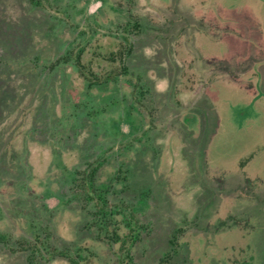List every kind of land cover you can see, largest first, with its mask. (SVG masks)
<instances>
[{
	"label": "rangeland",
	"instance_id": "rangeland-1",
	"mask_svg": "<svg viewBox=\"0 0 264 264\" xmlns=\"http://www.w3.org/2000/svg\"><path fill=\"white\" fill-rule=\"evenodd\" d=\"M179 1L185 27L157 22L148 55L197 57L185 63L193 80L187 105L169 106L164 133L149 139L162 153L149 161L147 139L117 129L129 115L143 118L129 88L147 0H0V264H29L23 243L38 239L51 251L54 232L67 242L92 237L93 200L115 185L153 192L152 214L171 223L188 264H264L261 78L253 59L219 58L233 49L207 22L218 4L246 6L264 30V0Z\"/></svg>",
	"mask_w": 264,
	"mask_h": 264
},
{
	"label": "crops",
	"instance_id": "crops-1",
	"mask_svg": "<svg viewBox=\"0 0 264 264\" xmlns=\"http://www.w3.org/2000/svg\"><path fill=\"white\" fill-rule=\"evenodd\" d=\"M195 2L198 0H190V2ZM202 1V0H200ZM180 1L174 0L173 2H168L167 0H147V33L144 34L142 31L134 36L132 43L137 42L140 44L137 48L133 47L131 53L132 59L135 55V60L141 59V63L137 66V73H130L133 76L134 83L132 88L129 90L134 91V95L137 99L142 98V101L135 103V107L138 112L141 113L143 118H137L136 115H129L128 119H124L123 122L127 123L126 127H119V133L129 134L131 138L136 139H147V147L149 149L147 154V160L151 157H161L162 153L159 148L156 147L155 150L152 148L153 134H162L166 128V125L170 122L168 117L170 115V108L175 107L181 108L184 107V104L187 105V102H184V83L188 82L191 84V81L187 80L188 76H185V63L188 61H195L197 57L194 56H179L177 52L171 50V56H165L158 62L152 63V58L148 55V50L150 43L156 38V35L153 34L154 28L159 22L162 26H170L173 22L181 25L183 28L184 24V14L180 12ZM170 10V11H169ZM175 11V14L173 13ZM201 11V15L203 11ZM208 13V23H218L221 26V30H224V39L226 45L229 44L232 46L233 51H222L220 57L222 60L225 58L236 59L234 62L241 65L242 59H253L257 64L256 74L260 76L261 83L258 81L256 88L260 91L261 97L264 98V30L259 20L252 14L249 7H234L232 9H227L222 5H217L215 8H210ZM199 16V15H198ZM201 17V16H199ZM210 20V21H209ZM140 24V23H139ZM212 25V24H211ZM142 30L140 24L139 27ZM165 45L171 42L169 36H165ZM121 41V40H119ZM123 41V40H122ZM177 44L182 42V38L176 39ZM252 44H256V49L259 50L252 51ZM250 48V49H249ZM147 49V51H146ZM172 49V48H171ZM230 54V55H228ZM237 54V57L232 55ZM168 57V58H167ZM131 59V61H132ZM213 61L216 59L212 57ZM195 63V62H194ZM261 64V65H260ZM261 68V75H260ZM250 69V67L248 68ZM190 77V76H189ZM259 78V79H260ZM160 85H165V93L159 94L158 89ZM262 86V87H261ZM258 93V92H257ZM264 99H261L263 101ZM171 106V107H169ZM165 110H168L164 114ZM131 117L133 119H131ZM120 122H118L119 124ZM138 123H143L141 126ZM125 129L126 132H123ZM150 142V144H149ZM150 161V160H149ZM147 163V171L152 167ZM159 166V165H158ZM156 168H159V167ZM102 186H111L115 183L101 182ZM130 183V182H129ZM97 184V183H96ZM128 185V183L125 185ZM131 188L134 185H130ZM144 192L141 194H126L129 200L139 204L141 208V213H152L151 208L155 204L156 200L152 196L153 192L149 188H144ZM148 204V205H147ZM148 207V208H147ZM149 209V210H148ZM167 241V240H166ZM178 246L177 244H175Z\"/></svg>",
	"mask_w": 264,
	"mask_h": 264
},
{
	"label": "trees",
	"instance_id": "trees-1",
	"mask_svg": "<svg viewBox=\"0 0 264 264\" xmlns=\"http://www.w3.org/2000/svg\"><path fill=\"white\" fill-rule=\"evenodd\" d=\"M139 101L142 98L135 97V102ZM120 187L126 191L123 184ZM112 188L115 192L102 196L100 203L93 200L95 213L87 229L92 237L83 240L76 233V239L67 242L54 232L57 243L52 244L51 251L42 247L47 245L44 240L29 242L27 246L23 243L33 251L27 258L29 264H188L185 254L175 245V233L168 230L171 223L166 222L167 228L164 220L158 221V215L141 213L142 205H129L127 195L119 194L122 190L116 185ZM110 224L113 226L111 233L107 230ZM105 231L108 234H104ZM106 235L111 245H104L107 244L104 243Z\"/></svg>",
	"mask_w": 264,
	"mask_h": 264
}]
</instances>
